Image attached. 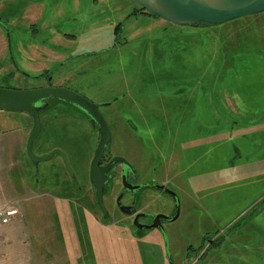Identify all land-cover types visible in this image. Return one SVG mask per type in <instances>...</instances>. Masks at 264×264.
I'll list each match as a JSON object with an SVG mask.
<instances>
[{
	"label": "rangeland",
	"instance_id": "374dc122",
	"mask_svg": "<svg viewBox=\"0 0 264 264\" xmlns=\"http://www.w3.org/2000/svg\"><path fill=\"white\" fill-rule=\"evenodd\" d=\"M132 7L131 0H0V88H82L110 128L107 156L179 194V218L160 242L144 237L158 236L152 230L137 235L101 218L89 180L96 128L74 105L51 99L33 152L60 149L76 181L60 154L36 170L24 146L37 193H13L9 178L20 168L15 155H0V207L18 210L0 222V264H168L186 245L199 251L185 264H264V12L205 28ZM43 45L92 54L65 63L70 77L58 82L61 65L50 52L39 61ZM147 194L155 201L140 205L169 211V196ZM36 201L39 208L26 207Z\"/></svg>",
	"mask_w": 264,
	"mask_h": 264
},
{
	"label": "water",
	"instance_id": "95a60500",
	"mask_svg": "<svg viewBox=\"0 0 264 264\" xmlns=\"http://www.w3.org/2000/svg\"><path fill=\"white\" fill-rule=\"evenodd\" d=\"M143 12L159 18L174 26H200L217 25L229 20L246 17L264 12V0H131ZM58 99L74 105L89 117L90 123L97 127L98 141L89 164V180L94 188L96 203L103 212L104 218L108 213L104 206L105 185L111 180L109 173L115 163H121L134 171L132 165L121 156H113L105 164L101 165L103 154L111 140V133L107 122L98 109V106L86 97L73 92L67 88L45 86L32 89L0 88V111L23 112L32 120V125L25 143V150L34 167L54 154H60L64 166L69 175L76 178L68 164L65 154L60 149H53L46 156H39L33 152V143L41 131V111L48 106V101ZM87 117V118H88ZM123 183L126 187L123 178ZM155 188L163 189L165 193L176 197V194L164 185H153ZM130 188V187H128ZM137 189L138 186H133ZM129 213V212H128ZM178 211L172 220L176 219ZM135 219L138 229H152L160 227V219H167L164 214H157L150 225H139ZM171 264V263H170Z\"/></svg>",
	"mask_w": 264,
	"mask_h": 264
},
{
	"label": "flooded vegetation",
	"instance_id": "af4514ba",
	"mask_svg": "<svg viewBox=\"0 0 264 264\" xmlns=\"http://www.w3.org/2000/svg\"><path fill=\"white\" fill-rule=\"evenodd\" d=\"M138 9L139 8L137 7L135 12ZM42 76H43V74L42 75H37L35 77L39 78V77H42ZM45 77H48V76H45ZM45 86H52V85H51L50 82H48ZM37 88H39V87H37ZM74 92H76V91H74ZM77 93L81 94L79 92H77ZM84 97H86V96H84ZM87 99L90 100L89 98H87ZM105 104L109 105V102H107ZM98 109L100 111L99 107H98ZM101 114L103 115L102 112H101ZM84 115H86V114H84ZM86 117H88V116L86 115ZM103 117L105 119L104 115H103ZM105 121H106V119H105ZM88 123L91 126H94L96 128L97 141H98L97 127L95 125H93L92 123H90L89 117H88ZM110 133H111V131H110ZM112 157H113V155L107 156V153H106V150H105L100 164L101 165H105L110 160V158H112ZM132 167L134 168L133 165H132ZM109 173L111 175V180L107 183V185L109 187L108 188V192L104 193V197H103V201L106 204V205L104 204V206H105L106 211L108 213V217L105 218L106 220H108L107 223L109 221L111 222L117 216V214L115 212V211H117V212L121 213L122 216L120 215L119 217H116V218L119 221L125 222L127 227H129L130 231L131 232L133 231L134 234L140 235L146 230H152L158 235V236H153L152 235L150 237V239H152L153 241L157 240L158 238H159L160 241L163 240V238H166V237L168 239V237H169V230H168L169 223L175 221L180 216V207H179L180 196H179V194L176 195V197L174 198L171 195L165 193L163 189H159V188L153 187V185H155V183H152V182L149 183V181H144L142 179L139 180L138 173H136L135 169L133 171L132 169L127 168L126 166H124L121 163L113 164V166L111 167ZM123 178L125 179V183L130 184V185H128V187H130V188H128V187H126L124 185ZM111 184H112V186H111ZM114 184L115 185L117 184L116 189H115V185ZM90 185H91V183H90ZM156 185H164L166 187V184H163V183H156ZM133 186H138V188L137 189H133L132 188ZM91 188H92V190L94 192V188H93L92 185H91ZM148 192L158 193L157 196H159V194H164L166 196H169L170 197L169 199H170L171 206H168V205L166 206V209L168 207L170 208L169 211H167V210L166 211H157V212L156 211H151V210H147V207H148L147 205H144V206L140 205V200L142 201L143 198H147L148 199L150 197L151 198L150 201H155L154 197L151 194H147ZM147 196H149V197H147ZM109 200L112 201V208H109L107 206V203H108ZM94 207L99 211V213L101 215V218H103L104 217L103 216V212L98 207V205L96 203V198H95ZM177 211H178L177 218L172 220V218L176 215ZM157 214H164L167 217V219H160V227H155V228H152V229H138L135 226L136 216H138L137 217V223L139 225H150V224L153 223V218ZM101 218H100V220H101ZM144 237H147V235H144ZM212 241H210V242H212ZM162 242H164V241H162ZM165 245L167 246V242H166ZM203 245H204V243H201V247ZM197 251H199V250L196 247L186 245L184 247V249H183V253H182L181 257L177 258V263H176V261L173 260L171 255H169L168 256V264H170V263L171 264H185L191 258V255L194 254Z\"/></svg>",
	"mask_w": 264,
	"mask_h": 264
},
{
	"label": "crops",
	"instance_id": "0c3cea01",
	"mask_svg": "<svg viewBox=\"0 0 264 264\" xmlns=\"http://www.w3.org/2000/svg\"><path fill=\"white\" fill-rule=\"evenodd\" d=\"M124 4H126V0H124ZM133 10H134L133 12H135L136 8L135 9L133 8ZM43 46H44L43 51H42L43 55H38L40 57L39 61L41 60V62L43 63L47 62L48 56H45V51H47L48 53L50 52L49 54L52 57L51 59L58 62L57 64L59 66L61 65L60 66L61 68L59 67L57 68V70L61 69L60 72L57 74V76L59 77L58 82H60L61 80H67V78L70 77V69L68 67L67 68L64 67L65 63H67L68 61L70 62L72 59H75V57L76 58L82 57V56L86 57L92 54V53H73V51L71 50H69L68 52L59 51V50H50V49H46L45 45ZM102 50H106V49L101 48L98 51L100 52ZM70 54H74V55L70 56ZM38 56L35 55L37 60H38ZM39 71L44 72L46 70L43 68H39ZM67 74L68 76L66 77ZM58 84H59L58 86L62 85L60 83ZM74 91L81 93L83 89L75 88ZM1 113L3 112L0 111V155H3L4 152L7 153L8 155H11V154L15 155V158L13 157L14 158L13 160L17 163L18 168H20L19 169L20 173L18 176H12V178H9V181H10V184L13 190L12 192L16 194H27L29 193L28 192L29 190L32 193H35V192L37 193L36 184L31 183V181L29 180V177L26 175L27 174V164L23 156V148L25 146L26 139H27V136L29 134V131L32 125V120L26 113H23V112H22L23 114H20L21 116H19V118L11 116V114L3 115ZM15 119H18V120H15ZM0 161H3V160L0 159ZM21 173H22V176H21ZM39 205H40V202L38 203L36 201L31 204H26V207L28 208L30 207L31 210L32 209L35 210L36 208H39ZM109 223L118 224V223H125V222L119 221L115 217L111 222L109 221L108 224ZM10 226L13 227L12 224ZM151 236L152 235L148 234L146 238L149 240ZM156 241L160 242L159 239L154 240V242Z\"/></svg>",
	"mask_w": 264,
	"mask_h": 264
},
{
	"label": "built area",
	"instance_id": "2783aa9c",
	"mask_svg": "<svg viewBox=\"0 0 264 264\" xmlns=\"http://www.w3.org/2000/svg\"><path fill=\"white\" fill-rule=\"evenodd\" d=\"M18 213L17 208L15 209L12 206H3L0 207V222L2 224L8 223L13 216H16Z\"/></svg>",
	"mask_w": 264,
	"mask_h": 264
},
{
	"label": "trees",
	"instance_id": "16d2710c",
	"mask_svg": "<svg viewBox=\"0 0 264 264\" xmlns=\"http://www.w3.org/2000/svg\"><path fill=\"white\" fill-rule=\"evenodd\" d=\"M138 12H141V13H145V12H143L140 8L137 10ZM135 13V12H134ZM133 13V14H134ZM148 15V14H147ZM210 26H213V25H206V26H204L205 28H207V27H210ZM117 29L119 30L120 29V27L119 26H117ZM216 241H212V242H210L209 243V245H211V244H213V243H215Z\"/></svg>",
	"mask_w": 264,
	"mask_h": 264
},
{
	"label": "bare ground",
	"instance_id": "6f19581e",
	"mask_svg": "<svg viewBox=\"0 0 264 264\" xmlns=\"http://www.w3.org/2000/svg\"><path fill=\"white\" fill-rule=\"evenodd\" d=\"M14 208H15V207H14ZM15 209H16V208H15ZM13 217H14V216H13ZM13 217H12V218H13ZM12 218H11V219H12Z\"/></svg>",
	"mask_w": 264,
	"mask_h": 264
}]
</instances>
